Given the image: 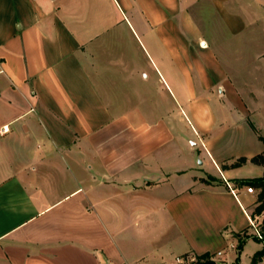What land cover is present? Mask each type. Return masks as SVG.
<instances>
[{"label": "crops", "instance_id": "obj_1", "mask_svg": "<svg viewBox=\"0 0 264 264\" xmlns=\"http://www.w3.org/2000/svg\"><path fill=\"white\" fill-rule=\"evenodd\" d=\"M244 39L264 0H0V264H171L247 230L264 53Z\"/></svg>", "mask_w": 264, "mask_h": 264}, {"label": "built area", "instance_id": "obj_2", "mask_svg": "<svg viewBox=\"0 0 264 264\" xmlns=\"http://www.w3.org/2000/svg\"><path fill=\"white\" fill-rule=\"evenodd\" d=\"M200 43L201 45L206 46L205 41H201ZM236 190L237 189L235 188H231L232 193H236ZM245 191L249 194L256 193V190L252 186H245ZM245 214L248 220V229L234 234V241L229 242L224 248L208 253L207 256H197L195 254L176 256L171 264H202L207 261H211L213 264H264V251L256 261L245 263L240 259L239 244L245 239H256L261 243L262 249H264V238L261 230V221L264 218V212L254 216L249 212H246ZM258 217L261 219L257 220Z\"/></svg>", "mask_w": 264, "mask_h": 264}, {"label": "trees", "instance_id": "obj_3", "mask_svg": "<svg viewBox=\"0 0 264 264\" xmlns=\"http://www.w3.org/2000/svg\"><path fill=\"white\" fill-rule=\"evenodd\" d=\"M260 140L262 141L264 145V137L260 136ZM247 158L246 157H239L233 162L231 165L232 166H240L246 162ZM250 161L252 163L261 165L264 167V151L260 154H257L253 157L250 158ZM238 185H245V186H252L255 190H257V198L256 202L257 205L253 210L252 216L254 215H259L260 213L264 212V172L260 177L257 178H249V179H243L239 182H236ZM261 230L263 233V238H264V218L261 221ZM264 249H261L257 251L252 258V261H256L263 253ZM208 253L203 254L201 256H207ZM202 264H213L211 261H207Z\"/></svg>", "mask_w": 264, "mask_h": 264}, {"label": "rangeland", "instance_id": "obj_4", "mask_svg": "<svg viewBox=\"0 0 264 264\" xmlns=\"http://www.w3.org/2000/svg\"><path fill=\"white\" fill-rule=\"evenodd\" d=\"M259 43V42H258ZM256 42H250L249 40H243V41H238V46L236 48L237 49V55H240L243 58H252L255 57V55H257L259 52L264 53V42H261V44L259 45ZM234 49V48H233ZM235 50L233 53V56H235ZM258 82V81H255ZM208 179L213 180V178L209 177ZM253 195V202L251 203V207L248 210L249 213H253L254 208L257 205L256 202V198H257V190L256 193L252 194ZM261 218L258 217L257 220H260Z\"/></svg>", "mask_w": 264, "mask_h": 264}]
</instances>
